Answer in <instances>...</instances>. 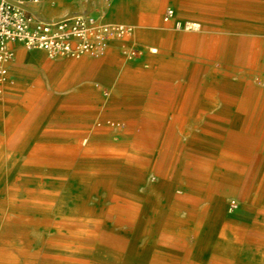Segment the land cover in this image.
Returning <instances> with one entry per match:
<instances>
[{
  "label": "crops",
  "instance_id": "1",
  "mask_svg": "<svg viewBox=\"0 0 264 264\" xmlns=\"http://www.w3.org/2000/svg\"><path fill=\"white\" fill-rule=\"evenodd\" d=\"M59 1L61 9L45 10L49 2L55 6ZM69 1L42 0L26 9L48 20L75 14L78 8ZM135 1L141 2L133 18L138 34L159 48L157 57L125 59L119 46L130 45L127 39L119 46L111 42L100 55L80 59H49L43 51L9 45L14 55L0 79V144L16 145L15 157L26 161L34 159L30 146L55 138H63V143L111 141L122 148L127 143L144 152L158 149L162 160L176 153L175 145L185 154L193 153L194 137L201 142L205 161L213 156L219 172L238 175V150L256 146L257 151V145H264V0H170L176 20L198 24L196 31L150 26L143 18L152 10L145 3L150 0ZM92 15L101 19V13ZM150 64L151 72L141 71ZM41 159L50 161L48 156ZM92 161L78 156L73 162L81 166ZM61 162L65 164L60 169L68 171V160ZM207 190L214 192L209 185ZM215 192L218 200L202 204L212 222L220 219L216 210L224 208L219 200L224 192ZM250 214L252 226L259 218ZM234 219L244 221L238 215Z\"/></svg>",
  "mask_w": 264,
  "mask_h": 264
},
{
  "label": "bare ground",
  "instance_id": "2",
  "mask_svg": "<svg viewBox=\"0 0 264 264\" xmlns=\"http://www.w3.org/2000/svg\"><path fill=\"white\" fill-rule=\"evenodd\" d=\"M126 8L115 7L109 11V18L124 16L129 22L131 8ZM175 18L173 22H181ZM129 26L127 40L159 52L157 46L133 30V25ZM62 139L30 146L32 161L0 156V264H264V244H253L257 239L254 235L247 237L252 243L244 242L249 232L261 234L264 239V196L261 204L256 200L255 207L248 209L260 218L252 226L244 223L241 230L235 219L225 218V211L232 214L247 209L230 198L240 183L239 175L219 172L215 167L211 173L214 163L189 152L186 164L179 160L169 183L157 180L148 172L150 169L134 170L130 178L124 166L130 167L131 158L123 155L121 143L100 144L90 139L63 143ZM45 155L49 162L41 159ZM106 155L110 158L100 159ZM78 156L94 161L81 165L88 168L82 172L49 166L65 158L71 163ZM211 175L222 180L215 181L211 191L222 190L230 199H219L224 208L216 210L220 217L217 222L205 217L206 207L196 220L195 206L218 200L211 193L205 199ZM228 181L230 185L224 183ZM191 218L196 220L193 231L188 227ZM190 237L195 244L189 249Z\"/></svg>",
  "mask_w": 264,
  "mask_h": 264
},
{
  "label": "rangeland",
  "instance_id": "3",
  "mask_svg": "<svg viewBox=\"0 0 264 264\" xmlns=\"http://www.w3.org/2000/svg\"><path fill=\"white\" fill-rule=\"evenodd\" d=\"M68 3H70V1L66 0V4H68ZM74 3H75V6H77L78 10L73 15H76V14H97V13L100 14L101 13V19L104 22L112 23V24L125 23L128 25H133V30H138V25L135 23V20L133 18H135L136 8L141 3L139 1H135V0H74V2H72V4H74ZM145 3H146V5L151 6V9H152L149 13H145L143 15V18H146L149 21L148 23L150 26H158V25H160V26H174V24H175V22H173L174 20L167 22V23L163 22V20H162L163 13H164L165 9L167 7H171L170 0H150V1H146ZM38 5L39 4L24 3L25 8H26V6L27 7H36ZM62 6H63V2L56 3L55 6L51 5L49 2L48 8L45 10L46 11H48V9L58 10V9H61ZM117 6H122V9H124V8L127 9L126 7L131 8V14H132L133 20L130 19V21L127 22V20H125L124 16H121V19H110L109 18V11L115 9V7H117ZM173 9L175 12V7ZM34 15L37 18H39L36 14H34ZM61 17H63V16H57L55 18H61ZM55 18H49L48 20L55 19ZM131 37H133V36H131ZM123 41L124 40H118V39L112 38L109 42H107L105 49L102 53H104L106 51V48L108 46H110L111 42H113L119 46V45H121V42L123 43ZM128 46L133 47L136 50H139L143 57H146V56H150V58H153L154 56L157 57V55H150L147 52L149 49L147 48L146 45H144L142 43H138V42L133 41L131 43V46L130 45H128ZM122 47L119 46L121 54H122ZM98 55H100V54H98ZM87 56H90V55H87ZM122 56L125 59H127L123 54H122ZM127 60H133V59H127ZM145 60L143 62L144 64H146V62H147ZM131 63L133 64V62H131ZM149 67H150L149 70H143L142 69L141 71L151 72L153 67L151 64ZM110 123L108 124L109 126L112 125ZM115 124L116 123H114V125ZM50 131L53 133H57V132L62 133L63 132V130H59L58 128L57 129L51 128ZM194 131L196 132L197 130H194ZM195 139H194L195 142L193 145V147H194L193 154H195V156H197V157H202L201 142H199L200 140L196 139L197 140L196 141ZM123 147H124L123 148L124 149L123 155L125 157L131 158V160L128 161L130 167L124 166V169L126 168V170H125L126 173H128V174L130 173L129 174L130 178H132L131 173H134L135 172L134 170L146 172L150 169L148 172L151 173V175L154 176L157 180H160L162 183H167V182L169 183L170 181H173L174 173H175L176 166L178 165L179 160L183 159L184 164H186V162H187V154H185L183 150H182V152L178 151L177 148H176L177 150H176L175 154L170 153V154L165 155V156L163 155V157H166V158L163 161H160V157H162V154L159 153L158 149L157 150L153 149V151H151V152H149V151L144 152V151H139V149L142 150V148H138L137 146H134L132 144H127V146L123 145ZM172 147H173V145H172ZM175 147H180V146H175ZM249 147L250 146H246V147L243 146L242 150H238L241 157L239 159V162H237L238 166L236 167V169L234 171H235V173H237L240 176V179H239L240 183H239V185H236V186L234 185L235 186V188H234L235 189V195L230 197L231 199L236 200L238 203L245 205V207H247V209L246 208L245 209L240 208L239 210H235L234 213H232V214L226 213V211H225V218L230 217V218H232V220H234V216L238 215L244 220L241 222H238L236 220V222H237L236 226L241 228V230L244 229V223H248L250 220V216H251L250 211L251 210H248V209H253L254 207L251 208L249 206H252V205L255 206L256 200H258L257 203L261 204L260 201L263 199V196H264V187L262 186V184L264 182V159L262 157V153H263L262 151L264 149V145H257V151L255 150L256 146H251L250 150H249ZM16 150H17L16 145H12L9 143H5L4 145L0 144V156H2L3 158L15 156ZM180 150H181V148H180ZM133 151H135V152L137 151V153H134ZM255 151L258 153H256ZM250 153H252V154L250 155ZM141 154H143V156H140ZM181 154H183V155H181ZM251 157H253L252 161H250ZM212 158H213V156H211L210 162H211V164H213V163L214 164L210 169L211 173L213 172L212 168L214 169V167H215V169H218V167H219L218 162L216 164V161L214 160V158L213 159ZM55 163L53 161L50 162V164H49L50 168L51 167H53V168L59 167L60 168L61 165L64 166V164H65L63 162H57V164H55ZM74 164H75L74 162L70 163V165H69L70 167H69L68 172H76V171L82 172V171L88 169V168L81 167V166H77V168H76V166H74ZM65 166L68 167V165H65ZM210 179L211 180L208 183L210 189H211L212 184L215 181H220V182L222 181L219 178H216L212 175H211ZM224 183L227 185L231 184L229 181L224 182ZM196 184H198V182H196ZM207 194L208 193L206 191L205 192V199L206 200L209 197V194L208 195ZM211 194L214 197V199L218 198L217 192L214 191L213 193L211 192ZM230 198L225 197L224 199L226 202H228ZM202 204L195 206L194 214L196 216V220L202 216L201 215V212L203 210ZM258 209H261V208L258 207ZM205 214H206L205 217L207 218V211L206 210H205ZM206 218H205V220H206ZM196 220H195V218H191L189 220L188 227L192 231L195 228ZM245 221H247V222H245ZM259 221H260V218H259ZM254 235H255L254 237H256L257 239L255 238L256 240L252 241L253 244H256V243L264 244L263 235H261V234H254ZM245 237H246V240L244 242L246 243V245H249V243H252L249 239H247V237L252 238V234L250 232L247 234V236L245 235ZM187 241L189 242V245H188L189 249L191 247L193 248V245L195 244L193 237H190L189 240H187ZM176 260H179L178 255L176 257Z\"/></svg>",
  "mask_w": 264,
  "mask_h": 264
},
{
  "label": "built area",
  "instance_id": "4",
  "mask_svg": "<svg viewBox=\"0 0 264 264\" xmlns=\"http://www.w3.org/2000/svg\"><path fill=\"white\" fill-rule=\"evenodd\" d=\"M42 0H0V79L7 73V64L13 58L10 44L21 45L27 51L40 50L49 59L59 57L80 59L101 54L112 38L126 40L131 34L127 24H106L92 14H76L50 20L37 18L26 10L24 3L39 4ZM174 9L167 7L163 22L172 21ZM177 30H198L193 22H175ZM149 53L155 54L153 49ZM127 59L141 55L139 50L123 45ZM1 96V89H0Z\"/></svg>",
  "mask_w": 264,
  "mask_h": 264
}]
</instances>
